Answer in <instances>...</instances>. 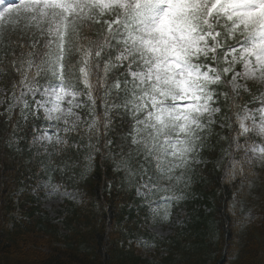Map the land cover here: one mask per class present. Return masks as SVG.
Here are the masks:
<instances>
[{"label":"snow or ice","instance_id":"6c2138e0","mask_svg":"<svg viewBox=\"0 0 264 264\" xmlns=\"http://www.w3.org/2000/svg\"><path fill=\"white\" fill-rule=\"evenodd\" d=\"M0 123L51 194V173L78 183L104 161L107 194L153 222L173 221L215 140L238 215L264 182V0H0Z\"/></svg>","mask_w":264,"mask_h":264},{"label":"trees","instance_id":"16d2710c","mask_svg":"<svg viewBox=\"0 0 264 264\" xmlns=\"http://www.w3.org/2000/svg\"><path fill=\"white\" fill-rule=\"evenodd\" d=\"M5 127L0 123V264H144L136 257H125L116 242L105 238L99 218L88 207L65 204L63 224L70 234L63 236L64 240H59L61 238L57 227L33 205V197L28 193L29 184L36 185L49 175L40 168L24 133H19L23 138L18 146H6ZM221 154V146L215 140L211 142L210 150L205 147L203 158L207 159L209 165L197 174L191 189L194 200L187 208L193 223L217 234L221 246L216 255L211 259L206 257L208 260L200 255L185 258V254H188L185 240L189 236H177L170 242L162 243L164 247L167 245V255L156 264H264V224L261 227H241L237 215L226 211L227 205L231 204L234 189L222 179V169L228 161H222L221 170L214 168L213 163ZM51 177L63 186L77 185V182L59 172L51 173ZM110 177L107 163L98 161L89 177L81 181V186L86 187L82 190L84 196L90 200L103 201L100 193L104 195L105 191L99 187ZM259 188L261 213L264 214V184ZM19 190H22L21 194L13 195ZM114 193L127 200L131 199V195ZM106 200V208L112 209L115 200L112 197ZM193 203L195 205H191ZM203 206L209 209L207 213L201 210ZM15 211L19 214L17 219L12 217ZM119 215L114 214L110 218H118ZM125 228L128 232L135 229L128 225ZM240 237H243L242 242H239ZM59 241L62 247L56 246ZM227 244L231 246L228 255H225L224 245ZM178 252L180 254H176Z\"/></svg>","mask_w":264,"mask_h":264},{"label":"rangeland","instance_id":"374dc122","mask_svg":"<svg viewBox=\"0 0 264 264\" xmlns=\"http://www.w3.org/2000/svg\"><path fill=\"white\" fill-rule=\"evenodd\" d=\"M73 194V193H69ZM66 197L65 192L58 191L55 194H51V190L49 188L43 189V195L38 196L39 198V204L40 207L48 212L51 216H55L53 214L55 212V208H58V205L61 203V200ZM70 200H76L79 199V196L77 195L76 199H72L71 195L67 196ZM253 200L257 198V196L252 195ZM249 211H246V215L248 214ZM253 216L256 217V215L252 212ZM181 219V214L176 213V216L173 218L172 222H156L151 226L150 232L157 236V238L160 239H165L169 236L172 235L174 231V227L177 226V220L180 221ZM257 219V217H256ZM144 255H149L154 248L149 245V246H143L141 249Z\"/></svg>","mask_w":264,"mask_h":264}]
</instances>
